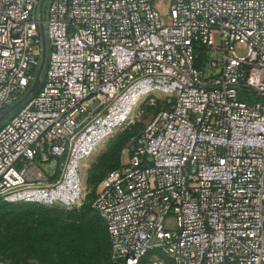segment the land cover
Returning <instances> with one entry per match:
<instances>
[{
    "label": "built area",
    "instance_id": "2783aa9c",
    "mask_svg": "<svg viewBox=\"0 0 264 264\" xmlns=\"http://www.w3.org/2000/svg\"><path fill=\"white\" fill-rule=\"evenodd\" d=\"M166 1L46 0V78L0 126V201L79 209L84 163L161 105L92 205L112 264H264V0ZM40 2L0 0V116L35 80Z\"/></svg>",
    "mask_w": 264,
    "mask_h": 264
},
{
    "label": "rangeland",
    "instance_id": "374dc122",
    "mask_svg": "<svg viewBox=\"0 0 264 264\" xmlns=\"http://www.w3.org/2000/svg\"><path fill=\"white\" fill-rule=\"evenodd\" d=\"M166 8L165 0L160 9L165 12ZM237 52L245 55L247 47L240 45ZM45 78L46 71L42 75L40 87ZM24 105L25 103L4 121ZM160 108L161 105H157L138 114L133 127L119 131L84 163L83 185L88 194L79 209L74 211L41 205H11L0 201V258L19 264H111L106 223L92 205L100 191V181L104 175L122 163L124 149L130 141L127 138L141 132ZM42 171L49 181L56 179L54 173ZM155 263L173 264L159 251L151 252L142 262Z\"/></svg>",
    "mask_w": 264,
    "mask_h": 264
},
{
    "label": "water",
    "instance_id": "95a60500",
    "mask_svg": "<svg viewBox=\"0 0 264 264\" xmlns=\"http://www.w3.org/2000/svg\"><path fill=\"white\" fill-rule=\"evenodd\" d=\"M45 3L46 0H41L40 2V8H39V16H40V35L42 40V56H41V62L39 65V68L37 70V74L35 77V80L33 82L32 87L28 91V93L24 96L23 99H21L17 104H15L13 107H11L8 111L4 112L0 116V126L4 119L13 113L17 108H19L21 105H23L31 96H34L38 90L40 89L41 85V78L45 71L46 63H47V57H48V42L46 38L45 33V26H44V13H45Z\"/></svg>",
    "mask_w": 264,
    "mask_h": 264
},
{
    "label": "trees",
    "instance_id": "16d2710c",
    "mask_svg": "<svg viewBox=\"0 0 264 264\" xmlns=\"http://www.w3.org/2000/svg\"><path fill=\"white\" fill-rule=\"evenodd\" d=\"M239 93H240V95H241V99H242L243 101L248 102V103H251V91H250V90H248L247 88L241 86L240 89H239ZM139 133H140V132H139ZM139 133H136V134H133V135L129 136V137L127 138V140H131L134 136H137ZM127 140H126V141H127ZM125 143H126V142H125ZM123 146H124V145H123ZM122 148H123V147H122ZM120 166H121V164H120ZM120 166H119V167H116V168H114V169H112V170H110V171H108V172L104 175V177L102 178V180L106 177V175H107L109 172L119 169ZM102 180H101V181H102ZM101 181H100V183H101ZM74 211H75V210H74ZM108 238H109V237H108ZM0 259H1V260H5V261H10V262L17 263V262H15V261L8 260V259H3V258H0ZM110 260H111V264H112V259H111V247H110ZM17 264H19V263H17Z\"/></svg>",
    "mask_w": 264,
    "mask_h": 264
}]
</instances>
